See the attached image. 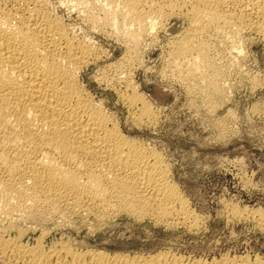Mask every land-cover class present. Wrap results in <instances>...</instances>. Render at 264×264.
I'll use <instances>...</instances> for the list:
<instances>
[{
    "label": "bare ground",
    "instance_id": "bare-ground-1",
    "mask_svg": "<svg viewBox=\"0 0 264 264\" xmlns=\"http://www.w3.org/2000/svg\"><path fill=\"white\" fill-rule=\"evenodd\" d=\"M103 1H109L103 11L105 19L111 15L108 25L118 27L119 12L128 20L121 23L127 30L128 54L122 59L127 74L133 64L140 63V47L153 37L161 19L183 16L187 36L171 44L170 55L175 63L181 62L180 67L183 60L194 63L195 73L187 69L186 76H197L196 86L201 84L198 80L205 81L202 88L216 99L225 92L227 70L218 64L222 56L214 46L226 42L230 50L241 53L242 32L264 39V0H116L114 8V0ZM47 3L0 0V264H264V259L248 255L207 260L170 250L111 253L74 245L71 238L47 242V234L20 229L19 221H38L50 210L55 211L50 215H60L63 224L70 217L98 221L122 212L165 227L182 224L193 229L197 223L194 211L171 182L160 152L125 135L93 100L83 84L82 68L99 59L96 48L71 34ZM126 71L106 83L121 87V103L133 113V121L151 120L154 112Z\"/></svg>",
    "mask_w": 264,
    "mask_h": 264
},
{
    "label": "rangeland",
    "instance_id": "rangeland-1",
    "mask_svg": "<svg viewBox=\"0 0 264 264\" xmlns=\"http://www.w3.org/2000/svg\"><path fill=\"white\" fill-rule=\"evenodd\" d=\"M75 1L46 0L51 11L68 25L71 34L96 48L99 59L89 61L82 68L83 84L125 135L160 152L171 182L196 215V228L187 229L182 224L165 227L148 218H131L123 212L107 215L103 221L70 217L63 224L58 219L60 215H53L55 211L50 210L38 221H19L20 229L33 230V235L47 234V242L57 239L69 242L71 238L74 245L111 253L153 254L170 250L184 257L207 260L225 255L264 259V39L254 32H242L238 44L241 53L230 50L226 42L222 47L214 46L218 56H222H217L222 59L218 64L227 70L225 92L216 99V95L204 90L205 81L198 80L201 84L196 86L197 76H191L195 73V68H191L195 67L194 63L183 60L180 67L181 62L175 63L176 59L170 55L171 44L187 36L188 22L183 16L161 19L162 26L158 25L150 41H144L140 47V63L133 64L127 74L122 64L128 54V45L124 43L127 31L124 23L128 20L124 13L119 12L118 29H114L108 25L111 15L105 19L107 15L103 13L109 1H98L100 4L97 0ZM111 2L113 8L118 4L116 0ZM232 57L233 62L229 63ZM117 63L123 67L120 69ZM187 69L193 71L190 77L186 76ZM121 70L126 71L138 93L145 97L154 112L151 120L133 121V113L122 105L119 97L121 87L107 84ZM113 72L116 73L111 75ZM252 78L256 84L251 82Z\"/></svg>",
    "mask_w": 264,
    "mask_h": 264
}]
</instances>
